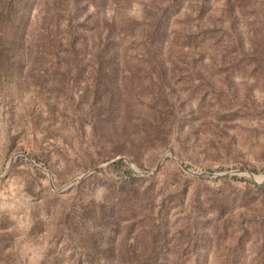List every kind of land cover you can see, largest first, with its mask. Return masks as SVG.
I'll return each mask as SVG.
<instances>
[{
    "label": "rangeland",
    "instance_id": "1",
    "mask_svg": "<svg viewBox=\"0 0 264 264\" xmlns=\"http://www.w3.org/2000/svg\"><path fill=\"white\" fill-rule=\"evenodd\" d=\"M0 52V264H264V0H0Z\"/></svg>",
    "mask_w": 264,
    "mask_h": 264
},
{
    "label": "water",
    "instance_id": "2",
    "mask_svg": "<svg viewBox=\"0 0 264 264\" xmlns=\"http://www.w3.org/2000/svg\"><path fill=\"white\" fill-rule=\"evenodd\" d=\"M168 153H170V154L172 155V151H171V150H168L165 154H163V155L160 157V159H159V161H158V163H157V165H156V168L153 169L152 171H155V170L157 169V167L160 165L161 161L164 159V157H165ZM172 156H173V155H172ZM173 158L176 159L174 156H173ZM124 160L128 161L127 158H124ZM97 169H98V167L95 168L94 170H97ZM133 170H134V172H136L137 174H146V173L149 172V171L139 172V171H137L134 167H133ZM194 174H199V175H200V173H194ZM259 179H260V181H263V180H264V177H259Z\"/></svg>",
    "mask_w": 264,
    "mask_h": 264
},
{
    "label": "trees",
    "instance_id": "3",
    "mask_svg": "<svg viewBox=\"0 0 264 264\" xmlns=\"http://www.w3.org/2000/svg\"><path fill=\"white\" fill-rule=\"evenodd\" d=\"M12 2H14V0H12ZM14 10H15V7H14ZM1 53V52H0Z\"/></svg>",
    "mask_w": 264,
    "mask_h": 264
}]
</instances>
